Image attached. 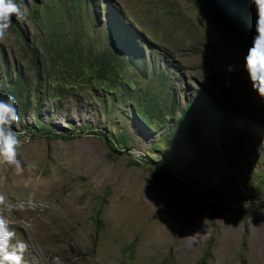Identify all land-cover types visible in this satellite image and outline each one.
Listing matches in <instances>:
<instances>
[{
  "label": "rangeland",
  "instance_id": "374dc122",
  "mask_svg": "<svg viewBox=\"0 0 264 264\" xmlns=\"http://www.w3.org/2000/svg\"><path fill=\"white\" fill-rule=\"evenodd\" d=\"M220 1L253 39L250 0ZM16 2L0 99L22 170L0 164V216L25 264H264V100L240 32L198 0Z\"/></svg>",
  "mask_w": 264,
  "mask_h": 264
},
{
  "label": "clouds",
  "instance_id": "9594fccd",
  "mask_svg": "<svg viewBox=\"0 0 264 264\" xmlns=\"http://www.w3.org/2000/svg\"><path fill=\"white\" fill-rule=\"evenodd\" d=\"M256 9L255 35L244 57V67L248 74L252 90L264 100V0H250ZM26 9L16 0H0V37L12 26V17L17 21L24 17ZM19 109L16 98L9 95L0 99V164L14 166L22 170L21 161L17 159L18 136L22 133L13 130L19 123ZM6 197L0 194V205L5 204ZM16 232L10 227L9 220L0 216V264H25L24 254L29 248L25 240L12 241ZM57 260L59 258H56ZM33 264L38 261L33 257Z\"/></svg>",
  "mask_w": 264,
  "mask_h": 264
},
{
  "label": "trees",
  "instance_id": "16d2710c",
  "mask_svg": "<svg viewBox=\"0 0 264 264\" xmlns=\"http://www.w3.org/2000/svg\"><path fill=\"white\" fill-rule=\"evenodd\" d=\"M198 2L203 6L206 10L209 18H214L216 26L222 22L227 26L236 29L240 32L243 39L250 46L252 44V38L248 35L249 26L247 23L242 22L238 18H236L228 5L223 4L220 0H198ZM104 62L103 64H105ZM106 72L107 69L105 68Z\"/></svg>",
  "mask_w": 264,
  "mask_h": 264
}]
</instances>
